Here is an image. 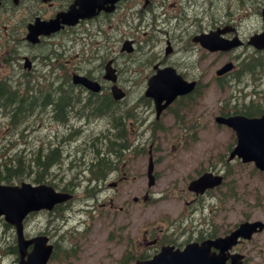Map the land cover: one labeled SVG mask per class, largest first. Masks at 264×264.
Returning <instances> with one entry per match:
<instances>
[{"label":"rangeland","instance_id":"obj_1","mask_svg":"<svg viewBox=\"0 0 264 264\" xmlns=\"http://www.w3.org/2000/svg\"><path fill=\"white\" fill-rule=\"evenodd\" d=\"M173 2L175 3L177 0L164 1V7L154 12L157 18L151 17V14L147 13L148 21L146 19L142 20L139 27L135 28L129 25V23L137 22V19H131L130 14L134 10L124 7L121 12L125 13V24L120 26V31L114 33L108 41L99 39L100 43H89L86 39H80L67 42V45L61 46L63 56L65 52L77 62L87 59L86 67L92 72L99 71L100 66L104 65L107 59L113 58L123 74L121 82L127 91L126 99L137 101L141 106V116L149 120L153 118L154 112L151 107L146 106L141 96L145 88L146 76L150 75L153 64L161 62L164 58L167 62L169 60L170 63L177 64L179 70L183 71L189 79L201 77L203 85L209 84L205 88L202 112L203 123L198 133H192L196 129L193 121L197 112L194 108L191 110L194 113L188 114L189 116L192 114L193 117L190 122L193 123L189 126V131H183L182 128H179L176 122L178 120L168 112L162 114L158 120L163 131H155L153 144L157 147L154 158L158 159L155 167L158 175L155 185L150 188L146 187L144 175L147 156L131 153L125 155V162L121 167L131 181L122 184L117 190H108L109 193L116 192V195H119L115 203L117 206L125 208L124 211L117 213L116 223L113 226H106L110 218L102 217L101 211L96 212L97 215L94 218L87 217V214L93 210L87 208V204L92 206L93 200L91 199L93 197H87L80 187L88 175L87 169L90 172L89 161L92 156L89 154H92V152L88 151V146L104 149V154L111 156L109 151L114 148L113 145L110 147L106 142L103 143V139L106 137L103 132L104 124L89 125L82 133L76 131L77 144L80 142L77 151L72 152L70 148L65 150L64 146L57 158L60 164L57 165L56 163V165L43 169L36 166L37 158L43 160L45 154L56 146L63 144V136H55L56 130L58 132V125L48 118H46V121H42L41 119L48 115L40 109H34L33 114L27 117L24 116V122L20 126H13L9 118L4 115V109H0V148L3 145H8L3 151L0 150V163L3 164L4 160L11 157L8 162L10 167L20 174L11 183L19 184L21 181L34 183L33 180L39 176L38 180L41 183H53L60 188L68 187L75 192V198L67 207L66 220H56L55 217H50L48 213L41 212L34 214L24 222V230L27 236L39 234L45 227L48 230H51L53 225L61 227L66 222L68 223L63 231L74 225H79L78 228L85 231L80 241L77 242L75 257L61 262L51 260L49 264H125L122 263V254L129 237H134L137 232L144 230L156 232L157 230L169 231L172 229L179 235L168 234L166 236L168 240L175 242L190 240L189 238L196 237L191 231V221L196 220L197 217L200 218L201 212V220L203 217H207V209L212 206L220 208L221 223L218 225L222 229L246 217L264 220V175L256 171L253 172L255 169L252 164H243L234 160L230 165L222 166L225 172L224 183L225 185L231 184L235 194L233 201H222L219 197L211 198L213 195H219L217 191L206 197L211 198V200L207 201L206 208L202 211V206L206 202L205 198L201 199L199 204H196L197 202H193V197L185 193L188 177H194L195 174L206 169H217L221 158L227 154V152H224L226 146L232 142L231 131L222 126H217L213 121L220 105H218L219 101L223 100L228 94L227 92L215 93L213 70L217 63L220 60L223 62L226 57L201 56L199 59L198 46L192 44L190 38L193 34L207 29L213 21H223L227 16H233V18L238 15L241 16L245 13V10L238 6L237 0H196L197 4L193 5L192 3H195V0H190L187 6H185V0H179L180 4L184 6L182 11L179 8L168 10L169 4ZM167 14L177 15V18L172 17L168 20L171 25L167 24L166 18H164ZM247 16L253 17V15ZM237 25L240 36L243 37L258 31L262 26L257 16L249 20H241ZM121 31H124V34ZM128 35L133 36L137 41L136 47L140 50L139 52L131 55L119 52L123 38ZM64 36L65 33H62L54 39L59 42L58 45L61 44ZM167 39L177 51V54L170 59L164 56L165 40ZM65 46L72 47L65 49ZM56 47L58 48L57 45L47 41L39 47H35L34 50L44 52L46 48L54 49ZM74 52H81L83 58L79 60L76 56H73ZM246 52L249 53L250 50ZM46 67L45 65L43 73L35 75L33 79L42 81L41 76L47 74L50 70ZM202 68H204V73L201 76L200 71ZM9 71L11 72L7 69L1 79H10L8 84L14 86L13 88H23L16 83L24 85L28 82L36 83V81L31 82L30 80L23 83L18 79L19 75H13L9 78ZM15 72L16 69H13V73ZM124 78H130L134 81L127 86ZM250 78L251 76L248 75V77H245L244 82H235L232 94L236 98L232 104L241 105L246 99H252L253 97L257 101L262 94L261 91L264 93V77L258 79V76H256L255 81L253 77L252 81ZM26 88L24 87V91ZM39 88L46 91L49 87ZM251 92L252 95L250 96ZM214 103H217L218 107ZM46 111L49 113L50 109H46ZM24 123L29 125L25 130ZM184 123H186V119ZM153 132H148L147 137L153 135ZM186 132L189 134L187 135ZM109 141L114 144L115 138L111 136ZM141 142L145 143L144 148L148 147L147 140H141ZM115 145L117 144L115 143ZM106 163H109V161H105ZM19 168H22L23 171L21 172ZM220 168L219 165L217 170H220ZM76 170L79 171L76 172ZM143 191L151 193V198L145 202L142 200ZM222 191L225 192L224 189ZM133 196L139 197L137 203L132 201ZM187 203L189 204L187 205ZM199 218L194 222L195 224L199 221ZM81 219H85V222L79 223ZM118 225H121L124 229L123 234L126 236L124 243L123 241L119 243L107 241L103 232L116 230ZM50 234L60 246L62 239H68L69 237V233L65 232L60 241L59 233L50 231ZM149 239H151L150 234ZM257 241L259 242L258 247L264 249V233L258 235ZM10 244H13V232L9 228H4L0 221V264H16L13 255L10 253L11 250L8 248ZM251 248L250 243L243 247V250L250 257V262L264 264V255L259 258ZM140 250H143V247Z\"/></svg>","mask_w":264,"mask_h":264},{"label":"flooded vegetation","instance_id":"obj_2","mask_svg":"<svg viewBox=\"0 0 264 264\" xmlns=\"http://www.w3.org/2000/svg\"><path fill=\"white\" fill-rule=\"evenodd\" d=\"M101 1L103 2V5L95 16H92L88 19H78V22L74 26L63 25L62 28H60L58 34L40 37V41H49L58 46V48L56 47L54 49L46 48L44 52H41L34 50L35 46L29 44V42L26 40L28 26L34 24L35 22H47L54 20L59 14L66 12L72 6H74L75 9L81 8L86 4V2H88V0H0V81L3 72L9 69L11 70V72L9 71V78L13 75H19L18 79L23 83L27 82L28 80L35 82L36 80L33 79V77L35 75L37 76L39 73H43L44 66L46 65V69L50 70L47 74L41 76L42 81H36L34 84L29 82L25 85L18 83L16 84L20 85L21 87H57L58 91H60V89L69 90L67 93L68 99H65L62 102H56L57 104L51 107L49 113L45 110L48 116L44 118L53 120V122L58 125V132L56 130V135H62L63 137L68 136L69 138L68 140H65L61 146L56 147L59 152L62 151L64 146L65 150L70 148L72 152L74 150L77 151L78 144L75 138L76 131L82 133L89 125L92 124H104L105 128L103 132L106 136L104 137V140L107 139V136L117 134L118 138L115 140V143L123 140L124 136L131 140L140 139L143 135L145 136L148 132L152 133L155 130L157 121L155 114L151 120L147 119L146 117H142L141 106L137 101H129L127 99H112L109 91L111 83L103 78V65L100 66L99 71L92 72L86 67V63H88L87 59L77 62L72 58L71 55H67L65 52L63 56L61 46L67 45V42L77 41L80 39H86V41L89 43H100L99 39H102V41H108L109 38L113 37L114 33L120 31L119 27L125 24V13L121 12L124 7H126V9L128 8L134 10L130 15L131 19H137V22L129 23V25L135 28L139 27V25L142 23V20L146 19L148 21L149 18L146 17L147 13H150L151 17L157 18L154 12L155 10L164 7L163 3L166 0ZM237 1L238 6L245 10L243 15L235 16V18H233V16H227L223 21H213L212 25L208 26L207 29L199 31L209 32L210 30L216 28L229 26L230 33L224 35V37L226 39H231L237 35L242 40V45L237 48V50H232L231 52L227 53L229 58L232 56L231 59H237L244 55H249L243 49L250 48L246 44L245 40L250 36V34L244 36L243 38L238 34L237 24L241 20H249L254 17L256 18L257 16L262 25L261 29L258 31L260 32L264 30V17L261 15V13L264 12V0ZM189 2L190 0H185V6H187ZM180 3L181 2L177 0V2L169 4L167 9L171 10L179 8L180 11H182L184 6ZM193 4H197L196 0L195 3H192V5ZM247 15H253V17L250 18ZM172 17L177 18V15L167 14L166 17H164L166 18L167 24L171 25V22L168 20L172 19ZM112 29L113 31H111ZM121 32L124 34V31ZM62 33H65V36L62 38L61 44L58 45L59 42L54 39L57 36H60ZM124 40H130L132 42V53L139 52L136 47L137 41L133 36L128 35L127 37L123 38V41ZM167 41L170 42L167 39L165 40V43ZM71 47L65 46V49H69ZM200 52L203 56L206 54L208 56L223 55V53L219 52L207 53L203 49H201ZM236 52L238 54H236ZM176 54V50L171 52L168 59H170L172 56H175ZM81 55V52H74L73 54V56H76V58L79 60L83 58ZM111 59L113 60V66L116 68L117 85L125 92V95L127 96V91H125L124 88L125 86L121 82L123 79L122 71L115 60L113 58ZM27 62L30 65V68L25 67V63ZM158 64L172 65L176 67L177 71L183 75L177 64L170 63L169 60L167 62V60L163 58L161 62H158ZM13 69H16L15 73H13ZM203 73L204 68L201 69L200 75L202 76ZM76 74L84 75L92 80L97 81L100 85L99 92L93 93L85 90L82 91L83 88L81 89L80 85L73 84L72 76ZM199 78V83L196 79L197 86H199L197 87V90L184 97L191 99L193 102V108L196 109V121L198 123L197 131L201 129L200 127L203 123L200 107L201 103L204 101V87L202 85V78ZM220 78H223V76ZM5 81L6 84H4L3 87H14L8 84L10 79ZM132 81L134 80H131L130 78H124V82H126L127 86L131 84ZM56 105L58 107H56ZM151 105L152 102L149 107H151L154 112V108ZM170 107L171 106L166 109L165 113L170 109ZM57 111L61 112L57 113ZM101 111H103V113ZM62 113H64V115ZM189 118L190 117L188 115L182 116L183 121L186 119V122H189ZM113 125H115V127ZM88 148V151L92 152V154H89L92 156L89 161L91 165H102V160H100V157H103L104 161H109L108 167H100V169L103 171V174L100 178L96 177L97 180H94V182L96 181L97 184L96 187H101L109 180L113 185L125 182L127 176L121 167L124 165V159L121 156L124 154L126 148L114 147L109 151L111 155L110 157L104 154V149L97 148L95 146H90ZM127 150L128 152L135 153L139 149L130 146L127 147ZM65 154L69 155L68 153ZM98 155L99 157H97ZM112 157H114V159ZM111 207H113V203H111ZM121 209L122 207H119V210ZM219 223V212L214 213L212 218L203 217L201 223L198 226V236L196 237V240L201 242L207 238H214L215 236L226 234L227 232L223 234L220 233V226L218 225ZM147 234V232H144L140 236V240L138 241L139 247L133 251L131 258L135 260L146 259L153 254L152 253L150 255L151 251L155 252L156 245H158L160 242V235H156L155 237H152L150 240H148L149 238L147 237ZM257 239L258 237L254 235L248 241L243 240L236 247H234L231 252L242 251L243 247L249 243L253 248H258ZM141 247H143V250H140ZM248 258V255L245 256L244 261L247 262Z\"/></svg>","mask_w":264,"mask_h":264},{"label":"water","instance_id":"obj_3","mask_svg":"<svg viewBox=\"0 0 264 264\" xmlns=\"http://www.w3.org/2000/svg\"><path fill=\"white\" fill-rule=\"evenodd\" d=\"M89 12L75 11L72 9L67 12L62 21L65 23L75 22L76 17L89 16ZM219 31L210 32L209 34H201L195 36L193 40L199 41L204 47L210 50L229 48L238 45L239 42H232L219 38ZM37 34L31 33L28 38L34 40ZM249 43L256 48H264V32L255 34L251 37ZM124 48H128V42L124 44ZM231 68V64L224 65L218 74L225 72ZM112 70H107V78H112ZM75 83H82L88 89L97 91L98 86L95 82L86 78L74 76ZM193 83H186L175 74L173 69L164 68L158 70L148 80V86L145 90V96L151 97L155 102L157 116L160 112L179 94H184L191 90ZM112 94L115 99L121 98L122 93L116 87H112ZM219 123H227L236 130L237 144L231 151L229 159L235 155L241 158L242 162H253L254 166L264 171V114L259 118H244L242 116H233L223 119L217 117ZM152 161L148 165L149 185H152L153 178L151 176ZM221 177L204 173L197 179L192 180L188 184V189L196 193H202L207 188H213L219 185ZM70 195L65 193H56L46 185L31 186L27 183H21L20 186H9L0 184V215L4 216L6 222L15 227L17 234V246L19 251L18 264H45L50 254L51 246L46 245L47 239L42 236H37L31 239H24L22 233V220L26 214L32 210L41 208L51 209L55 203L68 199ZM261 222L242 223L239 227L225 238L207 242L199 246L197 243H190L183 250H172V247H164L154 257V259L137 263V264H225L224 253L233 244L239 236L248 238L256 231L263 228ZM258 228V229H257ZM33 244L30 253L26 252L27 247ZM211 246L219 249L218 254L209 255L208 250ZM230 264H240L237 258H232Z\"/></svg>","mask_w":264,"mask_h":264},{"label":"trees","instance_id":"obj_4","mask_svg":"<svg viewBox=\"0 0 264 264\" xmlns=\"http://www.w3.org/2000/svg\"><path fill=\"white\" fill-rule=\"evenodd\" d=\"M250 65H253V66L251 68H248L249 71H253L256 67H258V68H260V70H262L264 72L263 63L261 64L259 62L257 64L255 59H252V60L249 59L243 63L244 67H247ZM0 89H4V87H0ZM33 90H36V89L33 88ZM60 92L57 93V95L53 99L54 101L65 99V97H64L65 91L62 90ZM17 95H21V94L13 92L12 94H7L4 97V98H6V100H5L6 105H3V108H7V107L9 108V110L11 112V120L13 123L21 121L22 116H23L22 112H24V105L26 102L29 104V106L33 104V100H28V101L22 103L23 98L22 97L18 98ZM24 101H25V98H24ZM46 101L47 100H44L43 103H45ZM263 110H264V103L259 104V103H254V102H250L249 104H247L243 107H240L239 109H235V111H237V112H242V113H245L248 115H257ZM51 152H53V149L51 151H49L48 154H45L43 156L44 157L43 160H39V158H37L36 166L38 168L46 169L47 167L49 168L52 164H55L57 162L58 156L55 153H51ZM10 158L7 160H4L3 164L2 163L0 164V181L10 182V180L18 178L20 176V174H18L14 168L10 167V165L8 163ZM19 170L21 172L23 171L22 168H19ZM253 172H255V170ZM260 174H262V173H260ZM262 175H264V174H262ZM35 181L38 182L37 177H36ZM14 248L15 247H13V249ZM14 251H15V249H14Z\"/></svg>","mask_w":264,"mask_h":264},{"label":"bare ground","instance_id":"obj_5","mask_svg":"<svg viewBox=\"0 0 264 264\" xmlns=\"http://www.w3.org/2000/svg\"><path fill=\"white\" fill-rule=\"evenodd\" d=\"M1 87V86H0ZM3 87V86H2ZM33 88L34 89H36V90H33ZM40 90H42L41 88H39V87H27L26 88V90L24 91V87L23 88H13V87H9V88H7V89H0V105H6V102L4 101V96L5 95H7V94H12L13 92H16V93H19V94H24V92H26V93H28V94H32V93H35V92H38V91H40ZM60 91H62V90H60ZM60 91H58V92H60ZM63 91H65V93H64V97L66 98V96H67V91L66 90H63ZM57 92V93H58ZM61 93V92H60ZM62 94V93H61ZM58 99V98H57ZM62 99V98H61ZM77 99V98H76ZM65 99H63V100H57V101H54V100H52V101H50L49 102V104L51 105V107L53 106V105H55V104H57L56 102H62V101H64ZM109 102V101H108ZM23 103V102H22ZM107 103V102H106ZM60 105V104H59ZM85 105V104H84ZM56 107H58L57 105H56ZM60 107V106H59ZM55 109V108H54ZM113 109V108H112ZM53 110V109H52ZM95 110V109H94ZM98 110V109H97ZM59 112H61V111H57V113H59ZM63 112V111H62ZM94 112H98V111H94ZM102 113H103V111H101ZM101 112H99V113H101ZM63 115H64V113H62ZM87 114V113H86ZM89 115V114H88ZM99 115V114H98ZM59 116V115H58ZM83 116H84V114H83ZM91 116V115H90ZM60 117V116H59ZM58 117V118H59ZM63 118V117H62ZM87 118V117H86ZM120 118V117H119ZM88 119V118H87ZM42 121H46V118H42L41 119ZM91 120V119H90ZM52 122H53V120H51ZM24 122V119H21V121H18V122H15V123H13V122H11V125H13V126H20L22 123ZM86 122V121H85ZM84 122V123H85ZM30 124V123H29ZM120 125V124H119ZM29 125L27 124V123H24V130L26 129V127H28ZM114 127H115V125H113ZM117 126H118V124H117ZM111 127V126H110ZM118 128V127H117ZM112 129V128H111ZM118 130H120V129H118ZM122 131V130H121ZM56 137L58 136V135H55ZM114 137L115 138V140H117V134H112V135H110V136H107V139H103V143L104 142H106L107 144H109V146L111 147L112 145H113V147H115V146H118L117 148H125V146H126V136H124V139L123 140H120L119 142H116V144L117 145H115V143L113 144L112 142H110L109 141V138L110 137ZM69 138H68V136L67 137H63V142L65 141V140H68ZM79 144H80V142L78 143V145H77V149H78V146H79ZM88 144V143H87ZM123 145H124V147H123ZM84 147L86 146L85 144L83 145ZM8 147V145H3V147H1L0 148V150L1 151H3V149H6ZM57 147V146H56ZM56 147L55 148H53V152H51V153H55L57 156H59L60 154H59V151L56 149ZM88 147H90V146H88ZM82 149V148H81ZM55 150V151H54ZM49 153V152H48ZM47 153V154H48ZM7 160V159H6ZM95 160V159H94ZM100 160H102V165H94V166H96V167H108L109 166V163H106L105 164V161L103 160V157H100ZM57 165L59 164V162H58V160H57ZM56 163L54 164V165H56ZM1 164V163H0Z\"/></svg>","mask_w":264,"mask_h":264}]
</instances>
